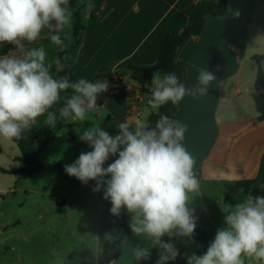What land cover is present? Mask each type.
<instances>
[{"label": "clouds", "instance_id": "9594fccd", "mask_svg": "<svg viewBox=\"0 0 264 264\" xmlns=\"http://www.w3.org/2000/svg\"><path fill=\"white\" fill-rule=\"evenodd\" d=\"M69 2L0 0V45H13L21 53L0 56V137L6 140H19L22 132L45 113L46 123L54 124L56 114L48 110L68 89L73 94L60 108V119L66 123L88 120L87 114L98 108V95L109 88L106 80L80 78L70 83L66 77L54 78L53 66L58 71L62 59L68 57L48 61L43 45H25L36 42L47 30L51 43L65 52L71 42L75 11ZM82 3L85 12L92 8L90 2ZM216 79L213 72L201 70L198 84L187 88L174 72L162 75L156 71L147 104L159 114L168 102L175 106L186 95L208 94ZM117 127L119 134L113 137L93 123L80 135L92 150L81 152L74 163L65 165V172L85 185L95 180L93 191L103 189L113 216L119 217L121 210H126L133 236L150 243L131 247L134 264L150 259L153 247L160 250L156 264H168L179 251L161 238H191L197 224L195 209L190 205L192 194L200 190V180L194 171L195 158L183 144L186 125L159 114L154 127L143 120H138L134 128L126 121ZM117 155L104 167L110 156ZM222 211L225 226L217 230L203 255L187 256V264H264V197L249 193L242 202L227 205Z\"/></svg>", "mask_w": 264, "mask_h": 264}, {"label": "crops", "instance_id": "0c3cea01", "mask_svg": "<svg viewBox=\"0 0 264 264\" xmlns=\"http://www.w3.org/2000/svg\"><path fill=\"white\" fill-rule=\"evenodd\" d=\"M84 2H90L92 8L85 18L82 44L71 54L72 66L66 76L70 83L80 78L108 82L112 72L126 66L154 65L168 35L189 25L191 12L202 0ZM70 31L72 36L73 26ZM25 45L28 48L43 45L48 61L59 57L47 30L36 42ZM263 52L264 0H229L227 13L209 19L202 34L192 37L177 52V73L187 88L198 84L201 70L208 69L217 77L208 94L186 95L174 117L186 125L183 144L195 158L194 171L200 180V190L192 196L196 197L192 208L199 217L207 218L209 227L197 219V228L208 237L213 230L225 226L222 209L235 206L250 193L231 192L229 185L259 175L264 156V120L259 117L264 113V99L253 89L257 77L253 57ZM7 55L21 53L14 50ZM122 75L126 92L120 97H109L103 92L96 102H101V110L110 109L134 128L143 110L150 107L147 101L153 78L138 83L127 72ZM72 94V89L62 92L61 100L48 110L56 114V122L51 124L55 129L60 121V108ZM45 118L47 113L35 123L47 126ZM69 139L75 140L73 135ZM258 190L259 196L264 197V183ZM217 192L222 196L218 197ZM218 215L223 217L222 223L216 222Z\"/></svg>", "mask_w": 264, "mask_h": 264}, {"label": "rangeland", "instance_id": "374dc122", "mask_svg": "<svg viewBox=\"0 0 264 264\" xmlns=\"http://www.w3.org/2000/svg\"><path fill=\"white\" fill-rule=\"evenodd\" d=\"M76 1L77 6L82 4V0ZM151 111L156 112L150 107L145 108L141 120L148 123ZM87 118L84 122H64L63 127L60 119L56 129L53 125L33 123L22 132L21 138L34 140L40 151L38 160L42 168L32 176L0 170V264H80L97 261L106 244L112 255H118L111 257L108 264L113 261L115 264H134L131 246L112 242L119 238L120 233L109 228L105 210L111 208V202L103 198V189L94 192L95 180L85 185L65 172V165L74 163L81 152L92 150L88 143L80 140V135L93 123L113 137L119 134L117 125L123 123L110 109L90 111ZM71 135L75 140L69 139ZM0 146V169L13 171L21 168L22 164L15 161L20 155L18 145L13 140L0 137ZM116 158L118 155L110 156L104 167ZM217 196L221 197V192H217ZM195 216L209 227L205 216L199 217L196 211ZM129 219L126 210L122 209L117 219L119 226L121 231L132 234ZM215 219L216 222H223L221 215ZM196 229L197 224L191 238H161L173 243L179 251L176 259L168 264H187V256H199L207 251L208 246L202 243ZM216 232L213 230L210 233L208 238L211 242ZM139 240L143 246H150L148 241ZM159 251L158 247H153L150 259L141 260L138 264H156Z\"/></svg>", "mask_w": 264, "mask_h": 264}, {"label": "trees", "instance_id": "16d2710c", "mask_svg": "<svg viewBox=\"0 0 264 264\" xmlns=\"http://www.w3.org/2000/svg\"><path fill=\"white\" fill-rule=\"evenodd\" d=\"M69 6L75 9L73 13V33L71 36L70 46L66 49L65 52L59 51V57H68L67 60L62 59V64L60 65L62 67V70L57 71V66L53 67V76L57 79H59L60 77H66L69 69L72 66V62L70 61L71 54L82 44L83 34L86 28L85 18L89 12H85L83 5L78 7L77 1L69 2ZM228 6L229 0H202L201 4L191 12L189 25L183 28L181 31L173 32L168 35L159 50L158 60L154 65H129L124 67V69L119 72H127L131 75V78L138 83H144L145 80L153 78V73H155L156 71H160L162 75L165 73L174 72L179 80L184 83L183 78L177 73L176 57L178 50L192 37L201 35L209 19L223 17L228 11ZM14 50H17L15 46L6 45L0 48V56L7 55L9 54V52ZM253 60L257 63V77L253 89L264 99V52L260 55L254 56ZM178 107L179 104L174 106L171 102H168L167 104L163 105L158 111L159 114H164L174 119V117L178 113ZM159 114L156 111L152 112L149 115L148 124L151 127L155 126L156 121L159 119ZM259 120H264V113L259 117ZM63 124L64 121H61V127L63 126ZM13 141L18 145L20 149V155L15 158V161L20 162L22 164V167L13 171H5L2 169L0 170L4 173L17 174L21 176H32L40 171L42 168L38 160L40 151L36 147L34 140L20 138L19 140ZM0 152H2L1 146ZM263 183L264 156L262 158L259 175L256 179L231 183L229 185V189L231 192L242 189L249 190L250 194H252L253 196H259L258 188L259 185ZM105 214L108 220L109 228L111 230H117L120 233L119 238L112 241L114 244L125 243L131 247H134L139 243L143 246V243L139 240L138 237L133 236V234L121 231L117 220L118 217L113 216L110 213L109 208L105 210ZM196 232L200 236L202 243L209 246L211 241L209 240L206 232L198 228L196 229ZM124 236H128L127 242H125ZM111 257L116 258L118 257V255H112L108 250V244H106L102 256L99 257L97 261H84L80 264H108Z\"/></svg>", "mask_w": 264, "mask_h": 264}, {"label": "built area", "instance_id": "2783aa9c", "mask_svg": "<svg viewBox=\"0 0 264 264\" xmlns=\"http://www.w3.org/2000/svg\"><path fill=\"white\" fill-rule=\"evenodd\" d=\"M73 1H76V0H70V2H73ZM108 83H109V88L105 93L109 97H120L127 90V86H126V83L124 80V76L119 71H114L109 75ZM96 103H97L98 108H96L93 111H97L101 107L100 106L101 102H99V103L96 102Z\"/></svg>", "mask_w": 264, "mask_h": 264}, {"label": "water", "instance_id": "95a60500", "mask_svg": "<svg viewBox=\"0 0 264 264\" xmlns=\"http://www.w3.org/2000/svg\"><path fill=\"white\" fill-rule=\"evenodd\" d=\"M61 67H59V69H60Z\"/></svg>", "mask_w": 264, "mask_h": 264}]
</instances>
